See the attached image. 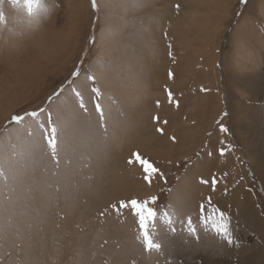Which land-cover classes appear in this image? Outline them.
Listing matches in <instances>:
<instances>
[{"label": "rangeland", "instance_id": "obj_1", "mask_svg": "<svg viewBox=\"0 0 264 264\" xmlns=\"http://www.w3.org/2000/svg\"><path fill=\"white\" fill-rule=\"evenodd\" d=\"M54 3L37 18L0 0V264H264V0ZM46 111L64 122L58 167ZM152 196L162 254L120 208Z\"/></svg>", "mask_w": 264, "mask_h": 264}, {"label": "snow or ice", "instance_id": "obj_2", "mask_svg": "<svg viewBox=\"0 0 264 264\" xmlns=\"http://www.w3.org/2000/svg\"><path fill=\"white\" fill-rule=\"evenodd\" d=\"M29 15H35L37 18L39 16H47L51 11L52 8L55 6L54 0L51 4V6H47L43 3V0H23ZM102 2V0H101ZM134 6H143V0H133ZM93 7H97V0H93ZM94 42V41H93ZM78 76L79 73H76ZM87 79L93 81L95 83L97 77L94 75L89 74L87 76ZM93 93L95 95L100 96L101 91L99 88H92ZM58 95V94H57ZM75 95L77 97L79 107L83 109L85 112L87 111L86 106L84 105L81 93L79 91L75 92ZM169 98L171 99V92L168 93ZM49 103H51V99L49 100ZM96 110L100 113V119L103 121L104 119V112L99 104L96 105ZM47 120L50 125V128L46 130V150L50 149V152L48 153L51 157V159L54 161L55 165L59 166V156H60V150L59 145L57 143L58 135L61 130V125L64 123L60 114L56 113L55 118L54 114L51 112L46 111ZM38 113L37 112H29L26 113V115H16L12 117L13 123L16 125H21L26 117L30 118H37ZM158 119V118H157ZM101 128L104 130L105 136L107 135V129L106 127L101 124ZM162 131V130H159ZM222 131H226V129H222ZM174 139V138H173ZM221 154L223 155V150H221ZM133 156L135 157V162L139 163L142 167L145 176L144 179L151 184L150 177L153 174H156L158 172V169H156L149 161L144 160L140 154L133 153ZM129 163H133L132 160L129 161ZM0 174H5V170L2 166H0ZM55 174V173H54ZM202 183H207V181H202ZM213 185H215V180H213ZM158 200V197L152 196L150 199H145L143 201L137 200V199H131L130 201H121L120 202V208H130L132 211L133 216L136 218V221L138 223V234L137 239L140 240L142 245L144 246V250L149 253H160L162 254V243L157 241L154 238V233L152 229L155 226V222L158 218V211L154 205H156ZM113 208L115 209L116 206L113 205ZM203 205H201V213H203ZM218 212V216L215 220H212V226L213 230L216 234L223 237L225 240H227L228 244L237 243L234 238L231 236L228 226H227V219L224 215V213L219 212V210H216ZM163 222L168 226V229L171 233H175L177 229L174 226V220L172 218V215L165 210L163 212ZM204 223H207V221H203ZM186 225H187V232L192 235L196 236L197 229L193 226V221L191 217H187L186 219ZM198 238V237H197ZM167 264V262H166Z\"/></svg>", "mask_w": 264, "mask_h": 264}, {"label": "bare ground", "instance_id": "obj_3", "mask_svg": "<svg viewBox=\"0 0 264 264\" xmlns=\"http://www.w3.org/2000/svg\"><path fill=\"white\" fill-rule=\"evenodd\" d=\"M157 86H158V85H157ZM157 86H156V87H157ZM149 91H150V90H149ZM153 91H154V90H153Z\"/></svg>", "mask_w": 264, "mask_h": 264}]
</instances>
